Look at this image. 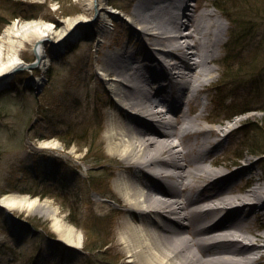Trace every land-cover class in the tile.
<instances>
[{"label":"bare ground","instance_id":"1","mask_svg":"<svg viewBox=\"0 0 264 264\" xmlns=\"http://www.w3.org/2000/svg\"><path fill=\"white\" fill-rule=\"evenodd\" d=\"M148 1L151 7L157 2L158 20L141 14L137 3L124 15L126 21L136 23L142 35V57L138 51L105 53L99 66L103 81L124 111L115 112V118L110 116L105 132L107 151L133 173L132 177L117 174L113 185L119 199L110 197L128 212L149 216L140 224H134L132 218L125 221L120 236L123 248L131 261L141 264H253L264 250L263 176L250 160L228 170L230 164H238L236 156L242 157V150L230 162L222 163L216 157L223 135H228L229 125L222 119L230 113L202 121V103L195 111L200 104L197 93L206 90L201 87L216 73V53L225 40L226 26L213 9L197 12L196 7H189V0ZM83 2L86 9L100 13L99 19L114 13L106 0ZM160 10L165 13L161 18ZM90 16L67 18L58 29L42 19L12 21L0 32V77L26 63L20 56L26 46L33 60L40 57L37 69L44 72L50 60L45 43L54 46L74 32L76 24L88 25ZM218 27H222L221 34L216 33ZM225 45L226 41L223 49ZM240 51L235 50L237 55ZM171 56L176 61H170ZM191 57L193 62L188 61ZM228 64L237 66L233 60ZM224 75L222 69L216 84L233 91L234 78ZM31 77L34 84H42L41 73ZM8 80L0 79V85ZM44 146L59 147L53 142ZM238 179L243 193L231 191ZM0 204L44 212L52 217L53 227L66 242L74 247L81 244L80 231L59 219L47 201L12 194L1 197ZM158 216L163 221L171 218L172 224L157 225L152 218Z\"/></svg>","mask_w":264,"mask_h":264},{"label":"rangeland","instance_id":"2","mask_svg":"<svg viewBox=\"0 0 264 264\" xmlns=\"http://www.w3.org/2000/svg\"><path fill=\"white\" fill-rule=\"evenodd\" d=\"M214 1L188 2L191 3L189 7H196L197 12L213 9L226 26L225 40L216 53L219 61L215 66L216 73L201 87L206 90L197 93L196 99L200 100V104L195 107V111L199 110L202 103V121L213 117L218 120L231 114L222 119L223 124L229 125L225 132L228 135H223L221 151L213 158L219 157L222 163L230 162L242 150L243 156H236L238 164H230L228 170L247 164L249 160L255 161V171L262 174L261 182H264V156L259 157V152H249L254 148V138L262 139L259 121L264 115L260 109V105H264V15L259 9L257 13L254 11L257 7L253 3L244 2L247 14L257 20V25L252 30L254 32L246 33L236 47L241 48L243 65L242 70L232 71L235 76L233 91L231 88H221L219 92L214 84L220 82L218 78L222 76V69L224 72L227 69V50L222 45L229 40L231 23L228 15L215 7ZM106 3L114 13L105 20L99 19L98 13L96 19L91 21L94 12L86 9L83 0H0V32L14 20L42 19L58 29L67 18L91 15L88 25L79 24L75 27L72 32L74 35L71 33L50 48V44L45 43L50 60L44 72L39 69L32 72L22 69L11 74L7 83L0 85V107L4 106L0 113V198L15 194L47 201L56 210L59 219L80 231L82 241L75 249L79 253L71 254L73 257L66 256L68 260L71 258L66 264H141L129 259L120 236L125 230V221L132 218L134 224H140L142 218L149 217L142 212L126 211L119 201L110 197L112 194L119 199L113 185L117 174L124 173L132 177L133 173L118 163L120 160L117 155L107 151L105 132L108 122L111 114L115 118V112L121 109L109 86L103 81L99 66L105 53L113 55L123 50L138 51L142 57V35L136 23L133 20L126 21L124 17L137 3L141 14L157 19L154 10L157 2L152 7L148 0H106ZM259 4L264 7V0H259ZM241 9L244 11L242 4ZM164 15V11L160 10V18ZM221 28L218 27L217 34L222 33ZM257 44L263 50L257 49L256 52ZM29 48L26 46L20 55L25 62L34 59ZM191 58L188 61L193 62L195 58ZM230 58L228 60L234 61V57ZM169 60L176 61L173 56ZM258 64L261 66L257 68ZM40 73L42 84L36 85L31 76ZM214 93L217 96L220 93L221 103L212 98ZM34 100L36 106L33 107ZM243 107L241 112L232 114ZM158 128L162 129L161 126ZM240 128L243 129L239 131ZM59 135L67 136L65 138H73L75 135L82 137L67 146V139H60ZM83 136L85 139H82ZM193 138L191 136V140ZM44 142L57 143L59 147H47ZM238 180L231 191L243 193L245 190L239 185L241 180ZM52 186L61 192L63 200L50 195H32L25 191H43ZM67 206H72L74 211L69 213ZM160 219V216L156 220L152 218L157 225H165ZM261 222L264 225V217ZM250 227L248 225L247 229ZM22 234L28 239L24 238L20 244L13 241L15 235ZM101 241L106 242L104 247H100ZM58 242L63 245L68 243L53 227L51 216L26 207L0 206V264H24L26 252L33 250V247L35 256L40 246L42 255H52L58 249ZM84 245L96 249L89 253V250L83 249ZM253 264H264V250L263 255L254 260Z\"/></svg>","mask_w":264,"mask_h":264},{"label":"trees","instance_id":"3","mask_svg":"<svg viewBox=\"0 0 264 264\" xmlns=\"http://www.w3.org/2000/svg\"><path fill=\"white\" fill-rule=\"evenodd\" d=\"M244 2L250 3L251 5L253 3L257 7V9L254 11L257 13L258 9H259L261 11V13L264 15V7L259 4V0H215L214 1L215 7L217 9H220L224 15H226V16L228 15L227 17L229 18L230 23H231L230 28H229V33H228L230 35L229 40L226 42V45L224 47L227 50V53L225 56L226 61H227V63H226L227 69L224 72L225 73L224 76L226 78L227 77L228 78H234L235 77L233 72H232L234 69L237 72L242 70V65H243L242 53L240 51V55H237L235 50H236V47H237L238 43L240 42V40L244 38L245 34L250 33L252 30H254V28L257 25V20H255L252 16L247 14L246 3H244ZM241 4H242L244 11L241 9ZM254 16H257V15H254ZM252 32H254V31H252ZM255 49H256V52H257V49H260L259 44L256 45ZM260 50H263V49H260ZM254 52H255V50H254ZM233 57H234V61L237 62V66L235 68L228 64V61H229L228 58L232 59ZM259 66H261V64H258L257 68ZM254 72L255 71L250 72V73H254ZM245 74H247V72H245ZM257 77H258V75H257ZM260 79L262 80V78H260ZM258 83H259V79H258ZM215 85H216L215 89H217L220 92V89L222 88V86L219 85V83L215 84ZM256 87L258 88V85ZM212 98H216V100H218L220 103L222 102V100H221L222 97L220 96V93L218 96H217V93H214ZM2 100L6 101V99H2ZM35 100L32 103L33 107L36 106ZM3 108H4V106L0 107V113H1V110H3ZM244 108L245 107L236 109L232 114L241 112L242 109L244 110ZM260 109L264 114V105H260ZM4 115H6V114H4ZM230 116H231V114L228 117H230ZM259 122H260V128H261V132H262V134H261L262 139L260 141V139L254 138L255 139V142L253 143L254 148H251V153L259 152V157L260 156L262 157V156H264V115ZM249 131L250 130L246 131L247 135H248ZM60 132H64V131H60ZM247 135H245V136H247ZM252 135H250V136H252ZM59 136H61V137H59ZM59 136L58 137L60 139H64V140L67 139V141H66L67 146L82 137V136L78 137L77 135H75V137H73V138L72 137L65 138L67 136H62V135H59ZM82 139H85V137L83 136ZM25 191L32 193V195H41V196L50 195V196H52V197L54 196L56 198L60 197L63 200V195L61 194L60 191L57 190V187H55V186L54 187L52 186V188H50V189H44L43 191H31L30 189H27ZM65 204L66 203L64 201L63 205L66 207ZM67 207L70 210L69 213L74 211L72 206H67ZM24 238L28 239V237H26L25 234H22L20 236L15 235L13 237V241L17 242V244H20L24 240ZM101 243L102 244L100 247H104L106 245L105 241H101ZM58 244H60V245H58ZM62 245H63L62 243H59V242L56 243V247L58 249L52 255H49V256L41 254V248H42L41 246L37 248V251H36L37 255L36 256L33 255L34 249H35V247H33V250H31L32 252L29 250H28L29 253L26 252L27 255L25 254L26 259L24 261V264H58V263L66 264L71 259V258H69V260H68V257L66 258V256L73 257L74 255H71V254L79 253L77 250H75L71 247H68L66 245H63V247H62ZM13 247H15V246H13ZM83 249L86 251L89 250V253H92L96 249V247H86L84 245ZM97 249H100V248H97ZM6 251L11 252L10 249H7ZM10 260L12 261L13 259L11 258ZM83 264H87V263H83Z\"/></svg>","mask_w":264,"mask_h":264},{"label":"water","instance_id":"4","mask_svg":"<svg viewBox=\"0 0 264 264\" xmlns=\"http://www.w3.org/2000/svg\"><path fill=\"white\" fill-rule=\"evenodd\" d=\"M93 12H94V13H93V15H92L91 21H94V20L96 19L97 15H98V12H97L96 10H94ZM79 24H81V23L76 24L73 28H75V27H76L77 25H79ZM71 32H72V31H71ZM71 32H70V33H71ZM70 33H69V34H70ZM64 39H65V38H64ZM64 39H62V40H64ZM62 40L57 41V43L61 42ZM40 61H41L40 57H39L38 55H36L35 60L30 61V62H26V63H24L23 65H22V64H21V65H18L17 67L13 68V69L10 70L9 72H7V73L4 74L3 76H1L0 79H2V78H6V77H10L11 74L16 73V72H18V71H20V70H22V69H26L27 71H28L29 69H30V70L37 69V67H38V65H39V63H40ZM31 79H32V77H31ZM32 80H33V79H32ZM28 129H29V127L27 128V131H26V132H28ZM1 206H2V205H1ZM75 248H77V247H75Z\"/></svg>","mask_w":264,"mask_h":264}]
</instances>
